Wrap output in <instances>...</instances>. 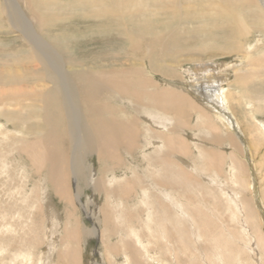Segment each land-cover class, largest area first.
Here are the masks:
<instances>
[{"label": "bare ground", "instance_id": "bare-ground-1", "mask_svg": "<svg viewBox=\"0 0 264 264\" xmlns=\"http://www.w3.org/2000/svg\"><path fill=\"white\" fill-rule=\"evenodd\" d=\"M1 1L0 146L8 152L0 148V179L13 183L6 153L14 151L46 184L27 190L21 168L20 183L0 189L8 199L0 201V264H80L81 235L88 233L69 211L62 239L70 247L57 258L56 221L46 203L48 185L65 206L81 205L74 164L121 168L118 176H89L106 198L89 211L100 226L90 230L100 258L89 264H234L251 247L264 264V155L254 157L262 142L253 135L264 137V0ZM252 30L257 51L247 45ZM183 52L235 58L189 59L202 70L185 75ZM190 128L197 131L187 139ZM190 143L193 162L215 175L226 162L246 196L229 202L210 186L214 178L199 181L196 163L182 159L191 157ZM221 195L234 208L226 216L237 221L232 231L212 216ZM33 209L45 217L44 239L31 233ZM225 235L232 244H222ZM246 237L249 246L241 242Z\"/></svg>", "mask_w": 264, "mask_h": 264}, {"label": "rangeland", "instance_id": "rangeland-1", "mask_svg": "<svg viewBox=\"0 0 264 264\" xmlns=\"http://www.w3.org/2000/svg\"><path fill=\"white\" fill-rule=\"evenodd\" d=\"M3 1V0H2ZM1 1V2H2ZM248 15V16H247ZM247 15L245 16L247 19H249V15L250 14H248L247 13ZM248 30H250V29H248ZM248 32V34H247V45H253L252 47H251V49L252 50H255V51H257L260 47H259V43L256 41V36H257V34H256V32L254 31V30H252V31H247ZM250 32V33H249ZM1 33V32H0ZM252 33V34H251ZM256 34V35H255ZM13 34H8L7 35V37H9V40H7V39H5L7 42L9 41L10 42V38L11 37H13L12 36ZM6 36V35H5ZM14 36H16V35H14ZM0 37H3V36H0ZM250 37V38H249ZM255 37V38H254ZM16 38V37H15ZM249 39V40H248ZM255 43V44H254ZM206 53V52H205ZM195 54H197V55H195ZM195 55V56H194ZM211 55H214V53H212V52H207L205 55H203V56H201V55H199V53H194V54H192V57H191V54H188V53H186V52H183L182 53V56H184L183 58H182V56H181V60H182V62H180L181 64H182V66H183V68L181 69V74H185L186 73V70L189 72L190 71V74L191 73H193V72H191V71H193L194 70V72H197L199 69H197L196 70V68L194 69V67H193V64L194 63H188L187 62V60H193V59H200V60H203V59H205V58H210L211 57ZM186 56V57H185ZM190 56V57H189ZM212 57H214V58H219V61H221L222 62V60L223 61H225V62H230L232 59H234L235 57L234 56H226V55H214V56H212ZM186 62V63H185ZM190 64V65H189ZM209 64H211V65H213V63H209ZM208 64V65H209ZM207 65V64H206ZM210 66V65H209ZM205 67V68H209L210 69V67ZM189 68V69H188ZM193 68V69H192ZM196 70V71H195ZM202 70V68L199 70V71H201ZM183 71V72H182ZM186 75V74H185ZM185 75H183L185 78H186V76ZM178 83V82H177ZM178 84H181V83H178ZM182 84H184L185 85V83H182ZM208 85H206V87H207ZM184 88V87H183ZM207 99V98H206ZM208 100V99H207ZM113 104V103H112ZM261 116H264V115H261ZM261 118H264V117H261ZM245 122H246V120H245ZM247 124L251 127H253V128H255V123L253 122V120L248 116V119H247ZM5 126H7V125H5ZM9 126V125H8ZM7 126V127H8ZM251 127V128H252ZM190 129H192V130H183V132L185 133V135H186V137H187V139H189V137H191L192 135H194L195 133H196V131L197 130H194L193 128H190ZM3 131V130H2ZM12 131V130H11ZM187 131V132H186ZM4 132H6V131H4ZM191 134V135H190ZM253 135H254V138L255 139H258V138H260V140H261V142H262V147H260V151L259 150H257V152L254 154L255 156L254 157H256V158H258L257 160H258V162L260 161V158L262 157V152H263V155H264V137H262V136H260V134H256L255 135V133H253ZM19 135L18 134H16V133H11L10 135H9V138H14V139H16L17 137H18ZM12 143H14V142H12ZM11 143V144H12ZM196 143H201V142H199V141H196ZM190 145H191V147L190 148H192L191 149V152H193V153H191V157L189 158V157H186V158H182L183 160L185 159V162H187V163H192L193 161H194V159H193V157H195L196 156V150H194L195 148L192 146V144L190 143ZM2 147V148H1ZM0 148H1V150H3L4 151V153L5 152H8V151H5L4 149V147L3 146H0ZM221 150V152H223L225 155H228L229 154V156H230V151H229V149L230 148H228L227 146H221V148H220ZM192 150H194V151H192ZM227 152V153H226ZM259 153H261V154H259ZM8 154V155H7ZM10 154V155H9ZM11 154H13V155H11ZM6 155H7V162H10L9 164H6V165H9L10 166V170H13V172L11 171V177L12 178H14L12 181H13V183L12 182H10L9 183V181L6 179V180H4V181H2L3 179H0V185H1V187H0V189L1 188H3V187H8L9 189L11 188V186H12V188H15L16 186H17V184H18V182L20 183V179H21V177H19V176H21V171H20V169L21 168H24V173L26 174V175H28L27 176V179H28V183L27 184H29L28 186H26V189L27 190H33V191H35V190H37V189H35L34 187H35V185L38 183V182H42V183H44V184H46L44 181H45V179H44V176H40V175H35L34 173H32L31 171V166H30V164H24L23 163V160H22V158H21V156H20V154L18 153V155H17V152L15 153L14 151L13 152H9V153H6ZM11 156H13V158H11ZM134 156H136L135 157V159L136 160H138V162L140 161V158L138 157V155H134ZM261 156V157H260ZM173 157V156H172ZM175 157V156H174ZM173 157V158H174ZM192 158V159H191ZM9 160V161H8ZM187 160V161H186ZM188 160H190V162L188 161ZM193 160V161H192ZM200 160H198L197 161V163L196 162H193V163H196V173H197V178H198V180L199 181H203V182H205L204 180H206V179H212V178H214L213 180H215V184H208V185H210L211 187L212 186H219L220 188H221V190H222V192H223V195H225V196H227V198L229 199V202H232V200H233V198L234 197H237V196H235V195H238L239 194V196H238V198H237V200H240V199H242V197H244V195L246 196V194H247V191L246 190H244L243 189V187L242 188H238L237 186H235V184L233 183V177L231 176L232 174L230 173L232 170L230 169V165L229 164H227L226 162L224 163V164H222L223 165V167H222V172H220V174H217V175H215L216 173H215V171L214 170H210V169H206V167L205 166H203V164H201V162H199ZM16 163V164H15ZM81 164H74V166H75V168H77V166H79L78 167V169L76 170V178H77V180L78 181H80L81 182V185L79 184V186H80V200H81V205L79 206V205H76L73 209L72 208H69V207H67V206H65L60 200H58V199H56L54 196H53V194L51 193V191L49 190V186L47 185V189H48V191H47V198H46V203H48V205H49V207H50V212L52 213V215H53V217L55 218V221H56V234H57V236H58V240H56V243H57V246H56V253H57V258L59 257V255H60V253H62V252H64L66 249V247H70V243H68V242H65V241H63V236H64V234H63V228H64V226H65V224L67 223V215L70 213L69 211H71V214L73 215V218L75 219L74 221H76L77 220V223H79L80 225H82V227L84 228V230H86L85 232L86 233H88V234H85V233H83L82 235H81V241H83L82 242V249H83V254H82V260L80 261V264H89L90 262H91V257H93L95 260H97L98 258H100V256L98 257V253H97V249L99 248V244L97 243V241L95 240V238L92 236V234H90V230H93L92 228H99L100 226L98 225V223H96L97 221H95L94 220V218H96V215L95 214H93V213H96L97 211H96V206L97 205H103L104 203H105V200H106V198H105V195L104 194H100L99 192H94L93 191V189L91 188V184L93 183V180H91V178L89 177L91 174H93L95 177L97 176V177H99V176H102V177H104L105 178V175L109 178L110 176H112V175H115V176H118L119 174H120V170H121V168L120 167H117L116 166V168H112L111 169V164H104V166H103V164H82V166H84V167H82V166H80ZM143 166L144 164H130V166ZM200 165L203 167H201L200 168ZM28 166V167H27ZM28 168V169H27ZM263 168H264V165H263ZM262 167H261V171H262V174H264V169H263ZM82 169V170H81ZM205 169V170H204ZM93 170V171H92ZM203 170V171H202ZM231 170V171H230ZM95 171V172H94ZM102 171V172H101ZM210 173H209V172ZM200 172H202V173H200ZM203 172H205V173H203ZM82 173V174H81ZM95 173V174H94ZM111 173V174H110ZM114 173V174H113ZM200 173V174H199ZM209 173V174H208ZM214 173V174H213ZM223 173V174H222ZM16 175V176H15ZM32 175H34V176H32ZM200 175H203V176H200ZM18 176V177H17ZM82 176V177H81ZM201 178H200V177ZM208 176V177H207ZM213 176V177H212ZM217 177V178H215V177ZM41 177V178H40ZM43 177V178H42ZM88 177V178H87ZM264 177V176H263ZM17 178H19V179H17ZM206 178V179H205ZM5 179V178H4ZM31 179V180H30ZM202 179H204V180H202ZM217 179V180H216ZM221 181H220V180ZM15 180H17V181H15ZM85 180V181H84ZM86 180L88 181V182H90L91 181V183H88V182H86ZM224 180V181H223ZM264 180V179H263ZM7 181V182H6ZM38 181V182H37ZM224 182V184H222L223 182ZM2 182H5L4 184L2 183ZM37 182V183H36ZM221 183V184H220ZM263 183H264V181H263ZM8 184V185H7ZM231 184V185H230ZM34 185V186H33ZM71 185L73 186V184H72V181H71ZM70 185V186H71ZM3 186V187H2ZM30 186V187H29ZM71 186V190L73 191L72 193H74V187H72ZM212 187L213 189L215 188H217V187ZM32 187V188H31ZM46 187V186H45ZM236 188V189H234V188ZM83 188V189H82ZM223 188V189H222ZM228 189V190H227ZM238 189V190H237ZM191 188H189V189H187V192H186V196L187 195H189L190 197H191ZM226 192H224V191ZM232 190V191H231ZM236 190V191H235ZM28 191V192H29ZM216 191V190H215ZM229 191V192H228ZM244 191V192H243ZM229 193V195H228V193ZM234 192V193H233ZM97 194V195H96ZM227 194V195H226ZM233 194H234V197H233ZM16 196H18V195H16ZM199 196V197H198ZM201 196H202V192H201V194H199V195H196V198H195V202L197 203V200L199 199V201H200V198H201ZM206 196H207V194H206ZM222 196V195H221ZM229 196H231V200H230V197ZM39 197V196H38ZM224 196H222L221 197V209L220 210H216V209H214L213 211H212V208L210 207L211 205V201H210V199H209V197H206V198H204V201H205V203H204V205L207 207V208H210L209 210L210 211H212V213H213V217H215V219H217L218 218V220H220L221 218V220H220V222H221V224L220 225H222V227H223V229L225 228V229H228V230H230V229H232L233 230V226H238V224H237V221H233V222H231V221H229V217H226V216H229L230 215V213L234 210V208H233V206H230L231 205V203H229L228 204V206H226V204H225V202H226V198L224 197ZM6 199H7V197L5 198V196L4 195H0V201L2 200L3 202H5L6 201ZM209 199V200H208ZM8 200V199H7ZM33 200V201H32ZM31 200V202L30 203H33V205L35 206V204H37V203H39V202H37L38 201V199H36L35 200V197H34V195H33V199ZM207 200V201H206ZM7 202V201H6ZM36 202V203H35ZM224 202V203H223ZM16 203V202H15ZM134 204V202H132V201H130L129 203H128V205L130 206V209L132 208V205ZM91 205H93V206H91ZM83 207V208H82ZM225 207V208H224ZM229 207V208H228ZM228 208V209H227ZM63 209H65V210H63ZM72 209V210H71ZM227 209V210H226ZM83 210V211H82ZM228 210H230V211H228ZM33 211H35L34 209L32 210V217H31V221H29L30 222V226H32V234L34 235V234H36V235H38V236H43L44 237V234H45V226H44V216H43V218H42V216H40V215H38L37 213H35V212H33ZM53 211V212H52ZM68 211V212H67ZM88 211V212H87ZM89 211H91V212H93L92 214L93 215H91V213L89 212ZM225 212V213H224ZM228 213V214H227ZM35 214V215H34ZM75 214V215H74ZM225 214H227V215H225ZM38 215V216H37ZM56 215V216H55ZM95 215V216H94ZM222 215V216H221ZM36 216V217H35ZM39 216H40V218H39ZM59 216V217H58ZM141 217V216H140ZM221 217V218H220ZM224 217V218H223ZM64 218V219H63ZM215 222V221H214ZM227 222V223H226ZM40 223V224H39ZM72 223H73V221H72ZM71 223V224H72ZM82 223H84V224H82ZM226 223V224H225ZM46 225H47V223H45ZM233 224V225H232ZM236 224V225H235ZM41 225V228L39 227ZM62 225V226H61ZM229 225V226H228ZM71 226V225H70ZM219 226V225H218ZM45 227V228H44ZM220 227V226H219ZM231 227V228H230ZM221 228V227H220ZM37 229H38V231H37ZM39 229H40V231H39ZM35 230V231H34ZM58 230V231H57ZM88 230H89V232H88ZM232 230H230V231H232ZM30 233V232H29ZM225 233V232H224ZM60 234H62V235H60ZM41 236V237H42ZM60 236V237H59ZM224 236V235H223ZM42 237V238H43ZM60 238V239H59ZM227 237H226V235H225V239H226ZM44 239V238H43ZM42 239V241L44 242V244L46 243L44 240ZM62 240V241H61ZM222 240H223V245L224 246H228V244H232V242L231 241H229V240H224L223 238H222ZM116 241V240H115ZM224 241H225V244H224ZM244 241V242H243ZM43 242H42V244H43ZM242 243H247V246H249L248 244H249V237L247 238H245L244 240H242L241 241ZM60 243V244H59ZM251 246H252V243H251ZM59 247V248H58ZM36 248L37 249H39V251H44L45 250V247L43 246L42 247V245H40L39 247L38 246H36ZM225 249H224V247H223V252L224 253H227V249L224 251ZM251 251H253V252H255L254 251V249H252V247H251V250H248L247 251V255H240V258H239V260L241 261H239V263L236 261H234V262H232V263H234V264H241V263H243V264H245V263H247V264H255L256 262H257V260H256V258L257 257H255V255H257V254H254V253H252ZM249 253H252L251 255H249ZM228 254V253H227ZM90 255V256H89ZM254 255V256H253ZM248 256H250V257H248ZM253 256V258H254V260H253V258H251ZM64 257V256H63ZM242 257V258H241ZM248 257V258H247ZM227 258H228V256H226V254H225V260H227ZM251 258V259H250ZM229 259V258H228ZM249 260L250 259V261H248L247 262V260ZM65 261H66V259H64ZM100 260V259H99ZM254 261V262H253ZM62 263V262H61ZM257 264V263H256Z\"/></svg>", "mask_w": 264, "mask_h": 264}]
</instances>
